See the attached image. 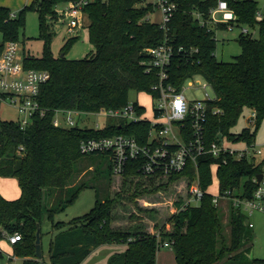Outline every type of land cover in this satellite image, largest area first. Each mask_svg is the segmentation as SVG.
I'll list each match as a JSON object with an SVG mask.
<instances>
[{"label":"trees","instance_id":"trees-1","mask_svg":"<svg viewBox=\"0 0 264 264\" xmlns=\"http://www.w3.org/2000/svg\"><path fill=\"white\" fill-rule=\"evenodd\" d=\"M71 1L74 0H33L15 18L9 8L0 6L3 43L19 42L25 13L30 9L39 13L41 35L48 47L41 58L24 54L25 65L28 69L46 70L51 74L39 96L40 106L46 110L45 117L36 116L30 126L22 129L18 121L4 120L0 116V177L16 178L21 188V195L15 200H8L0 193V239L4 232L21 235L22 240L13 245V250L15 256L24 259V264H82L94 250L107 244L126 246V250L113 256L109 264H157L158 252L165 242L170 243L178 264H222L226 258L233 264H264V260L244 262L242 258L246 250V214L229 207L231 231L228 237L220 209L214 204V195L209 193L214 182L212 165L217 162L220 165L215 173L219 194L224 196L232 191L236 196L251 199L257 187L254 179L261 168L250 160L230 157L224 164L212 155H204L197 165L191 162L184 172L157 179L168 182L154 186L150 193L183 177L193 180L198 170L205 195L198 205L181 207L165 223L156 222L153 231L142 223V214L130 211L123 203L127 197L126 188L133 186L135 180L137 190H144L129 197L131 202L148 194L146 186L142 185L149 181L156 183V179L143 176L138 161H131L125 174L119 176L120 191L115 196L97 198L89 213L68 223L55 221V216L73 204L88 187L84 179L90 172L94 179L101 177L100 169L104 173L109 171L106 179L111 184L114 180L111 154L84 155L80 151L83 140L123 134L135 136L145 144L151 130L150 122L112 118L101 130L57 127L54 125L56 112L121 110L130 104L132 92L151 93L158 78L155 72L146 73V50L161 44L167 35L175 51L170 68L173 85L182 89L189 78L200 75L217 96L213 106L220 108L222 114L209 116L208 142L221 134L233 142L255 143V134L249 129L240 134H234L232 129L245 111L257 112V127L264 119V19L256 20L259 2L228 0L238 18L236 27L258 24L260 30L257 38L241 33L238 41L242 53L234 61L224 62L216 57V33L202 27L193 14V11H200L204 19H209L210 10L218 0H180L181 6L167 35L159 25L146 20L151 9L136 7L137 0L93 2L85 8V14L90 18L89 36L94 50L84 59L71 60L65 54L56 58L49 47L52 32L47 17L57 20V6ZM219 29H227V26L221 25ZM136 108L138 114L146 111L137 103ZM85 157L102 159L89 161L90 164L86 161L79 169L77 165ZM180 204L176 203L179 207ZM118 206L129 211V220L137 223L126 229L120 227L115 214ZM44 219L59 231L50 242L48 262L44 256L42 259L36 256L37 233L40 232L42 239Z\"/></svg>","mask_w":264,"mask_h":264},{"label":"built area","instance_id":"built-area-1","mask_svg":"<svg viewBox=\"0 0 264 264\" xmlns=\"http://www.w3.org/2000/svg\"><path fill=\"white\" fill-rule=\"evenodd\" d=\"M100 0H74L64 6L62 12H58V19L65 21L68 17L69 33L76 32L84 24L85 8L93 2ZM103 2L107 0H101ZM181 6L180 0H137L136 7H148L150 13L146 20L157 24L166 35L169 33L170 24ZM62 14L59 17V14ZM154 14L157 19L152 18ZM199 24L207 27L209 31L218 30L221 25H226L228 30H233L236 26L237 15L230 9L228 0H218L215 7L210 10L209 19L203 18V13L193 11ZM16 14H12L15 18ZM264 19V14L259 10L256 15L257 22ZM251 32L248 28H243L242 33L255 37L256 30ZM217 40V37H216ZM148 60L146 61V73L155 72L158 81L152 87L151 93H145L155 101L152 116L147 115V109L143 114H138L136 103L144 107L139 102L130 103L121 110H109L102 108L97 112H81L74 110H59L54 118V125L63 128L79 127V120L87 123L88 116L98 118L125 120L126 122H150L151 130L147 137V142L141 144L134 136L114 135L102 138L83 140L80 151L84 155L97 153H110L112 156V172L116 176H123L131 161L141 162V173L146 178H169L173 174L186 170L193 162L197 165L198 159L204 155H212L215 159H220L225 164L228 158L236 160H250L261 168L262 179L259 182L258 176L254 179L257 184L256 190L251 199L234 195L232 191H227L226 195L214 196V204L219 207L221 199L231 200V206L241 210L246 216H253L260 212L264 214V159H258L263 154L261 149L255 148V143L248 144L245 150H237L232 144L240 142L230 141L227 137L219 134L213 142L207 140V123L209 116L221 115L220 108L213 106L215 99H211L206 94L205 100L189 99L185 94L184 86L191 79L189 78L182 89L173 85L170 79V68L174 58V48L167 35L166 39L155 47L147 48ZM51 79L50 72L46 70L28 69L25 65V58L21 55L20 44L17 41H8L0 44V102L5 101L15 108L20 115L18 120L22 129L31 125L36 116L45 117L46 110L40 106L39 96L42 86ZM207 82V81H206ZM192 86V84L190 85ZM210 84L204 87L205 90ZM211 87V86H210ZM60 116H63L62 119ZM257 112H251V120L257 123ZM106 126V125H105ZM100 122L95 123L92 129L101 130L105 128ZM219 164L212 165V171L217 172ZM189 178V177H188ZM190 180V178H189ZM190 198L187 199L183 209L189 205H198L205 195L201 187L200 176L197 170L195 179L190 181ZM249 228H254L253 223H248ZM3 239L12 246L22 240L19 233H3ZM162 247H171L165 242ZM1 254V250H0ZM15 257V255L13 256ZM9 257V263L14 260ZM0 264H4L1 263Z\"/></svg>","mask_w":264,"mask_h":264},{"label":"rangeland","instance_id":"rangeland-1","mask_svg":"<svg viewBox=\"0 0 264 264\" xmlns=\"http://www.w3.org/2000/svg\"><path fill=\"white\" fill-rule=\"evenodd\" d=\"M33 0H0V6L9 8L13 14H18L26 5H31ZM259 2V8L262 14H264V0H256ZM64 10L63 5H59L56 8L57 13L62 12ZM61 13L59 17H61ZM58 16V14H57ZM153 20L158 18L157 14L152 16ZM70 19L68 17L65 18V21L61 18L57 20H52L50 16L47 17V24L49 25L52 38L49 44L50 51L53 56L56 58L61 57L63 54L67 56L68 59L71 60H79L84 59L88 56V54L94 50V46L90 41L89 36V25L90 18L85 15L84 24L80 27L76 32L69 33L68 24ZM243 28L250 29L251 32L256 30L255 37L259 36V25L250 26L243 25L240 27H235L233 30H216V37L218 40L216 57L219 61L224 62H232L235 60V57L239 56L242 53V47L238 41L239 36L241 35ZM74 42L70 40L74 39ZM3 41V36L0 33V44ZM19 44H20V52L21 55L24 54L41 58L44 56L45 49L48 47L46 40L41 35L40 30V19L39 13L34 10H28L24 15V27L20 30L19 36ZM192 84V86H190ZM207 85L206 80L197 75L193 79H191L188 83L185 84V94L189 99H200L205 100L206 94L211 99H215V92L212 87L207 86L205 90V86ZM139 102L141 105L147 109V115L150 117L153 113V105H155V101L151 99V97L145 93L137 94L136 92H132L130 95V103ZM0 116L4 120L9 121H18L20 118L19 112L7 104L5 101L0 102ZM63 116H60L62 119ZM76 120H79V127L81 128H93L95 127V123L97 121L100 122L101 126H105L109 119L107 118H98L96 116H88L87 123L84 124L83 120H80L78 117H75ZM63 121V127H64ZM66 126V125H65ZM244 129H249L252 133L255 134V148L261 149L263 154L258 156V159H264V119L257 127L256 123L251 120V113L244 112L238 121V124L235 128L232 129L234 134H240ZM232 147L237 150H245L248 147L246 142H240L237 144H232ZM102 159V157H85L79 161L77 167L80 169L81 164H85L87 161L96 162ZM90 161V162H89ZM96 164V163H95ZM89 172V171H88ZM101 177L92 178L93 172H90L88 177L84 179V182L88 184V187L85 188L79 195V197L71 204L66 210L58 213L55 216L56 222H65L68 223L75 218L82 217L83 215L89 213L95 206L97 198L99 199H107L109 197L115 196L116 192L120 191L121 182L119 181V176L114 175V180H112V184L106 179L109 177V171L104 173L100 169ZM214 182L210 187V193L218 195L219 192V181L218 178L213 172ZM5 178V177H4ZM3 178V179H4ZM190 178V177H189ZM188 177H183L180 184L168 183V186L160 189L156 193H150L151 190L154 189V186H158L159 184H167V180L160 181L156 179V183L149 181L146 184L142 185L146 186L145 190L148 194L144 196H140L139 198L133 200L129 197H133L137 193V191H141L144 189L136 188V181L134 185L126 188L127 197L124 199V206H127L130 211H137L138 214H142L141 218L143 219V224L148 228L149 231H152V228L156 222L159 224L164 221H168L171 216L177 214L173 213L172 208L173 205L180 200L181 206L183 207V200L190 198V181ZM117 180V182L115 181ZM17 181V179H15ZM77 180V176L74 181ZM142 181V180H141ZM152 182V183H151ZM80 184V182L78 183ZM77 184V185H78ZM82 184V183H81ZM115 185H117L115 187ZM19 188V184H18ZM150 191V192H149ZM150 193V194H149ZM67 197V194L65 198ZM127 199V200H126ZM186 200L185 203H186ZM54 201V200H53ZM55 202V201H54ZM231 206V200L227 201L225 199H221L220 201V214L223 219L225 234L229 237L230 235V225H229V207ZM142 208L148 211L140 212L138 208ZM151 211V213L149 212ZM154 211V212H153ZM115 214L118 217V224L120 227L124 229L129 228L131 224H136V221L129 220V216L131 213L127 212L124 207L118 206L115 208ZM143 216V217H142ZM150 220V221H149ZM136 222V223H135ZM164 222V223H165ZM173 222L171 221L170 224ZM248 223H253L254 228H249ZM247 231L245 238V251L242 256L244 258V262H251L252 260L260 259L264 260V214L257 212L253 216H248L246 221ZM42 249L44 259L49 261V246L51 240L59 233L58 230L53 228V225L47 219H44L42 225ZM1 251L3 252V256L0 258V262L7 264L9 262V255L12 254L11 245H9L6 241L0 242ZM3 249V250H2ZM249 249V250H248ZM126 250V246L124 244H107L103 245L97 250L93 251L82 264H109L110 259L118 253H123ZM7 251V252H6ZM15 255V253H14ZM13 257V256H11ZM14 260L11 261V264H24L23 259L17 256L13 257ZM157 264H178L176 261V256L171 247H162L158 252ZM222 264H233L230 259L226 258Z\"/></svg>","mask_w":264,"mask_h":264},{"label":"crops","instance_id":"crops-1","mask_svg":"<svg viewBox=\"0 0 264 264\" xmlns=\"http://www.w3.org/2000/svg\"><path fill=\"white\" fill-rule=\"evenodd\" d=\"M33 2V1H32ZM26 6H28V5H26ZM4 177H0V193L6 198V199H8V200H15V199H18L19 197H20V195H21V188H20V185H19V188H18V184H19V182H18V180L16 181L15 179L16 178H4ZM182 180V179H181ZM181 180H179V181H177L176 183L177 184H180L181 183ZM209 193H210V189H209ZM215 195V194H214ZM188 198V197H187ZM186 198V199H187ZM186 199H184V200H186ZM183 200V207H184V205L186 204L185 203V201ZM178 202H180V200H178ZM187 202V201H186ZM182 206L180 205V207L179 206H177L176 204H174L173 205V208H172V215H173V213H177V212H179V210L180 209H182L181 208ZM150 221V220H149ZM152 231H153V228H152ZM1 241H6L8 244H9V242L7 241V240H5V239H0V242ZM9 245H11V244H9ZM12 246V245H11ZM12 249H11V251H12V254L10 255V254H8L9 255V257H11V256H14V250H13V246L11 247ZM0 249H1V246H0ZM3 250V249H2ZM97 250V249H96ZM5 250H3V252H4ZM95 251V250H94ZM3 252L1 251V254H0V258L3 256ZM7 252V251H6ZM23 263H24V259H23ZM9 264H11V263H9Z\"/></svg>","mask_w":264,"mask_h":264},{"label":"water","instance_id":"water-1","mask_svg":"<svg viewBox=\"0 0 264 264\" xmlns=\"http://www.w3.org/2000/svg\"><path fill=\"white\" fill-rule=\"evenodd\" d=\"M61 57H64V54ZM258 178L260 182L262 179V175L259 174ZM36 256H37V259L43 258L42 239H41V234L39 231L37 233V239H36Z\"/></svg>","mask_w":264,"mask_h":264}]
</instances>
